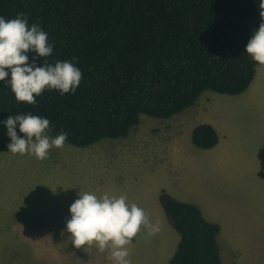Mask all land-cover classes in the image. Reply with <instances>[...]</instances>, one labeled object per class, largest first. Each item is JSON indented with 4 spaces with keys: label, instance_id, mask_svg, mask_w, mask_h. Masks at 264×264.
<instances>
[{
    "label": "trees",
    "instance_id": "obj_1",
    "mask_svg": "<svg viewBox=\"0 0 264 264\" xmlns=\"http://www.w3.org/2000/svg\"><path fill=\"white\" fill-rule=\"evenodd\" d=\"M20 13L54 44L37 65L75 58L83 76L74 94L45 90L35 106L18 103L0 82V121L23 113L46 117L53 137L67 132L66 142L78 147L125 137L141 115L168 119L206 90L239 94L259 65L244 46L264 22V0H0V16ZM5 133L0 125L2 151L10 142ZM191 141L208 149L218 134L201 123ZM158 200L179 235L168 264H222L219 225L165 190Z\"/></svg>",
    "mask_w": 264,
    "mask_h": 264
},
{
    "label": "rangeland",
    "instance_id": "obj_2",
    "mask_svg": "<svg viewBox=\"0 0 264 264\" xmlns=\"http://www.w3.org/2000/svg\"><path fill=\"white\" fill-rule=\"evenodd\" d=\"M243 95L206 90L168 119L141 115L125 137L86 147L65 142L44 160L0 150V264H114L107 250L68 241L65 222L79 190L123 194L139 207L159 208L165 190L198 205L207 220H221L223 264H264V81L251 106L236 105ZM201 123L218 134L211 149L191 141ZM169 237L162 224L144 236L131 264H168L172 252L161 242Z\"/></svg>",
    "mask_w": 264,
    "mask_h": 264
},
{
    "label": "clouds",
    "instance_id": "obj_3",
    "mask_svg": "<svg viewBox=\"0 0 264 264\" xmlns=\"http://www.w3.org/2000/svg\"><path fill=\"white\" fill-rule=\"evenodd\" d=\"M54 44L38 23L29 25L22 13L13 19L0 16V82L10 87L15 100L36 105V97L45 90L58 91L61 96L74 94L83 73L73 60L47 62L37 65L40 58L53 53ZM249 58L264 65V22L255 28L244 46ZM31 55V60L29 54ZM0 125L6 128L10 139L7 151L47 159L50 151L63 148L68 133L52 136L50 121L31 113L9 115ZM17 129L23 134L18 136ZM69 206L64 232L75 247L95 246L100 253L108 252L106 259L114 264H131L128 246L142 230L149 237L160 231L159 222L153 223L146 211L129 203L126 195H97L93 191L77 193Z\"/></svg>",
    "mask_w": 264,
    "mask_h": 264
},
{
    "label": "crops",
    "instance_id": "obj_4",
    "mask_svg": "<svg viewBox=\"0 0 264 264\" xmlns=\"http://www.w3.org/2000/svg\"><path fill=\"white\" fill-rule=\"evenodd\" d=\"M264 81V65H258L256 67V70H255V75H254V78L251 82V84L249 85V87L241 92L243 93L244 95V98H241V99H238L236 101V105L239 104L241 101H246L247 103H250V106H251V103H252V100H253V95L254 93L256 92V90L259 88L261 82ZM221 94V93H220ZM240 94V93H239ZM237 95V94H235ZM197 102V101H196ZM195 102V103H196ZM250 109H246L245 112L248 113L250 112ZM235 113H242V112H237L235 111ZM249 115H252L253 116V111L249 114ZM219 139V137H218ZM214 147V146H213ZM212 148V147H211ZM211 148H208V149H211ZM202 149V148H201ZM241 169H244V168H241ZM167 192V191H166ZM160 193V192H159ZM169 194H171L172 196H174L172 193L169 192ZM159 196V194H158ZM175 197V196H174ZM176 198V197H175ZM178 199V198H177ZM180 200V199H179ZM159 201V200H158ZM161 206V205H160ZM198 206V205H197ZM142 207V206H140ZM199 207V206H198ZM146 213L149 214V217L150 219L152 220L153 223H156V222H159V225H163L165 227V230L168 232V234H170V237L168 240H165V242H161L162 244L163 243H169V247H170V250L172 253L171 255L169 256L168 260L170 259V257L172 256V254L174 253L176 247H177V244H178V241H179V237H177L176 235L174 234H171L170 233V230L167 228V226L165 225L166 222L169 224L167 218H166V215L163 211V209H161L162 207L159 208V206L154 203L153 205L149 206V205H146V206H143L142 207ZM201 210V209H200ZM202 212V215L205 217V219L207 220L206 218V215L203 213V211L201 210ZM166 221V222H165ZM209 221V220H208ZM211 222V221H210ZM213 222V221H212ZM214 223H217L220 227V230H219V234L220 232L222 231V222L221 220H217L216 222ZM170 225V224H169ZM171 226V225H170ZM172 227V226H171ZM173 228V227H172ZM174 229V228H173ZM178 234V233H177ZM147 233L146 231L142 230L136 237L133 238V241L132 243L128 246V249H129V258L133 255H137L139 253V250H140V244L141 243H144L146 241L145 238H143L144 236H146ZM179 236V235H178ZM175 247V248H174ZM137 253V254H136ZM222 261V259H221ZM223 264V262H222Z\"/></svg>",
    "mask_w": 264,
    "mask_h": 264
}]
</instances>
